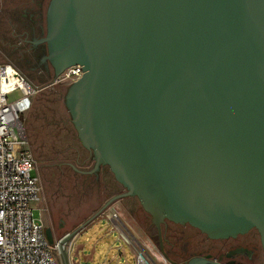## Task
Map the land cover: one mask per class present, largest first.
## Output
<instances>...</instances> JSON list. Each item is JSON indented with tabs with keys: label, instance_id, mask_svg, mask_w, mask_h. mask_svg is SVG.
I'll use <instances>...</instances> for the list:
<instances>
[{
	"label": "water",
	"instance_id": "obj_1",
	"mask_svg": "<svg viewBox=\"0 0 264 264\" xmlns=\"http://www.w3.org/2000/svg\"><path fill=\"white\" fill-rule=\"evenodd\" d=\"M48 1L52 82L81 66L71 124L92 173L106 166L125 190L84 225L134 197L170 264L165 221L214 240L255 229L264 252V0ZM207 259L187 264H223Z\"/></svg>",
	"mask_w": 264,
	"mask_h": 264
},
{
	"label": "rangeland",
	"instance_id": "obj_2",
	"mask_svg": "<svg viewBox=\"0 0 264 264\" xmlns=\"http://www.w3.org/2000/svg\"><path fill=\"white\" fill-rule=\"evenodd\" d=\"M37 0H0V63H11L23 75L27 76V64L24 60L30 54V47L24 43V38L21 36L20 25L22 23V16L27 10L32 11ZM48 1H44V8L46 9ZM35 78L29 80L42 90L34 96L32 107L28 113L27 118L31 121L37 122L40 130H35L36 133L29 134L26 126L22 125L23 137L27 143L28 149L34 146L37 152V158H44L46 155L43 153L48 141L56 143V146L63 147L64 143L71 144L78 147L79 143L76 138V133L70 123V116L64 104V97L69 85L67 84H53L52 78L46 79ZM27 78V79H28ZM24 122L23 117L21 122ZM52 129V131L50 130ZM50 131V132H49ZM24 144L21 146L23 149ZM25 146V147H27ZM33 149V148H32ZM60 159H38L36 160L39 171L45 177L46 187L45 190L48 199L53 201L54 198H63L68 193H72L74 197L73 206L80 207L81 194H88L91 198L90 206L87 208V217H79L78 221L89 220L99 207H95V187L92 181L85 182V177L81 174H72L67 176L51 177L50 168L48 165H53L51 168L56 169L59 166ZM94 164L89 166L91 167ZM54 173V172H52ZM111 173V172H110ZM113 176V175H112ZM113 181H115L113 177ZM114 184V182H113ZM67 185V186H66ZM48 186V187H47ZM116 187V185L114 186ZM124 193L121 190L117 191V195ZM129 197L128 199L122 198L114 201L106 207L105 210L97 216L104 217L109 213V210L116 204L113 212L121 224L122 233L135 240L144 251H146L157 264H170L167 259L162 255L159 249L158 233L155 225L153 224L150 215H148L141 207L140 203ZM57 199V200H58ZM65 200H63L64 202ZM34 218L42 217L40 209L37 205H33ZM43 210V209H42ZM95 219V218H94ZM43 221L45 229L47 227L52 230H57L58 224L50 225ZM90 223V222H89ZM88 224V223H87ZM167 224V223H166ZM66 228L65 225H62ZM191 227V226H190ZM177 227V232L169 236L179 237L181 233H189L195 241L198 233L194 231L193 227ZM111 231V225L107 221H98L92 225L91 228L83 232L78 238L73 240V237L63 244L61 252L57 254L58 264H135L133 253L128 245L119 236L117 231ZM256 235L254 231L251 233ZM175 237V238H176ZM258 237V235H257ZM59 239L55 238V242ZM170 239L168 238V241ZM259 239H256L255 246L258 249L259 257L257 264H262L264 259V252L261 251ZM124 253V255H123ZM62 254V255H61ZM63 257V258H62ZM84 257H90L91 260L85 261ZM64 260V261H63Z\"/></svg>",
	"mask_w": 264,
	"mask_h": 264
},
{
	"label": "built area",
	"instance_id": "obj_3",
	"mask_svg": "<svg viewBox=\"0 0 264 264\" xmlns=\"http://www.w3.org/2000/svg\"><path fill=\"white\" fill-rule=\"evenodd\" d=\"M82 75L81 66H72L52 83L71 85ZM41 90L11 63H0V264H58V241L48 243L41 217L33 215L32 207L41 194L33 175L35 162L21 148L25 143L21 118ZM105 216L111 231H117L130 248L135 264H157L139 243L122 233L113 211Z\"/></svg>",
	"mask_w": 264,
	"mask_h": 264
},
{
	"label": "crops",
	"instance_id": "obj_4",
	"mask_svg": "<svg viewBox=\"0 0 264 264\" xmlns=\"http://www.w3.org/2000/svg\"><path fill=\"white\" fill-rule=\"evenodd\" d=\"M32 101H34V99ZM27 116L28 115L26 114L22 116L24 120V122L22 121V125L27 127L29 134L36 133L35 130H40L37 122L33 120L31 121L30 119H26ZM50 130L52 131V129ZM76 138H77V135H76ZM71 143L72 142H70V145H69L65 142L63 147L58 148L56 146V143H52L48 141V145H46L45 150H43V153L46 155L44 158H37V152L34 150V146H31L29 150L26 141L24 143L23 150L27 151L35 162V169L33 171V175L38 178L40 186H41L40 199H39V202L35 205H37L39 209L41 210L40 212L42 213L41 219L50 225H54L56 223L58 224L57 230H54V229L52 230L50 228L52 231L54 240L55 238L61 239L66 234L73 232L74 233L73 240L75 242L78 236L82 234L83 232H85L86 230H88L89 228H91L93 224H95L98 221L101 222V221H106V220L104 217H99V218L95 217V219H93L90 223L86 225H84L86 221H84L83 219L78 221L79 217H84V216L87 217L88 212L86 210L90 206L91 198L88 196V194L86 195L83 194L84 192L80 196V200H81L80 207L73 206L72 203L75 199L72 193H68V195L67 196L65 195V197L63 198H59V199L54 198L53 201L48 199V196L45 190L43 189V187H46L45 177H43L44 174L42 173L43 174L42 175L41 172L39 171V165L37 167V163H36V160L38 161V159H44V160L60 159L61 160L59 163V166L61 167H57L56 169L51 168L53 165H48L50 168L49 169L50 170L49 171L50 180H51V177H54L56 175H58L57 180L59 181H60L59 176H67V175H72V174H78V175L81 174L82 176H84L79 171H82L83 161L88 158L89 153L81 146L79 140H78V143H79L78 147H74ZM97 172L95 173L97 174L96 177L91 176V181L95 187V200H96L95 207H99L100 205H103L104 203H106V201H108L111 197L117 195L116 194L117 191L121 190L122 188V187H112L113 186V176L111 173H107L104 170H102L99 173ZM84 180L85 182L90 181V179L86 180V178ZM63 200L65 201L63 202ZM122 201L123 199H121L120 202ZM115 206L116 204H113L109 212L113 211ZM99 210L100 209L98 208L95 211V214ZM107 214L108 213H106L105 215ZM62 225H65L66 228H64ZM170 251L171 253H173V257L175 259L178 258V260L183 264L185 262H189L191 259H195V258L203 259L205 258L206 255H208L206 254V252H203L199 248H194V247H191L188 251L187 250L182 251L181 249H178V248L176 250L171 249ZM211 256L216 258L218 257V253H213L211 254ZM84 259L85 261L91 260L90 257H84ZM237 260L241 264H249V263H246L247 260L245 259L237 258ZM257 262L258 261L256 260L255 262L250 263V264H257Z\"/></svg>",
	"mask_w": 264,
	"mask_h": 264
},
{
	"label": "flooded vegetation",
	"instance_id": "obj_5",
	"mask_svg": "<svg viewBox=\"0 0 264 264\" xmlns=\"http://www.w3.org/2000/svg\"><path fill=\"white\" fill-rule=\"evenodd\" d=\"M44 1L45 0H37L32 11H25V13H23V20L20 25L21 36L24 38V43H26L30 47V54L24 60V64H27L26 77H29L30 79L35 78L34 76H36L38 79H50L53 78L54 75V68L47 60L46 44L42 42V39H44L46 36V9L44 8ZM92 162L93 159L91 154L89 153L88 158L83 161L82 171H79L84 175L86 180H91V176L96 177L97 175L95 173H92L94 164L89 167ZM102 170L110 173L109 169L106 166H100L97 173L101 172ZM113 182L114 184L112 187H114L115 185L116 187H122L116 181ZM121 191L125 192L123 187L121 188ZM125 198L128 199L129 197ZM179 226L190 227L189 225H178L168 221H165V223L161 225L163 251L167 258L170 259V261L175 262L176 264H183L178 260V258L175 259L173 257V253H171L170 251L171 249L176 250L177 248L181 249L182 251H188L191 247L199 248L201 251L208 254L205 256V258H208L207 260L218 261L223 264L230 261H233L234 264H241L237 260V258L245 259L247 260L246 263L250 264L258 260V257L260 256L258 253V249L255 246L256 239H259L260 242V236L255 229H252L245 234L238 235L235 238L214 240L208 238L205 234L201 233L197 229L190 227L198 233V235L194 234L197 237L194 241L189 233L183 232L181 233V235H179V237L175 236L176 238L174 236H169L174 232H177V229L175 228ZM253 231L256 234L254 236L251 234ZM168 238L170 239L169 241ZM234 251L241 252L234 256L232 255ZM261 251L263 252L262 246ZM213 253H218V257H212L211 254ZM185 263L187 264V262Z\"/></svg>",
	"mask_w": 264,
	"mask_h": 264
}]
</instances>
